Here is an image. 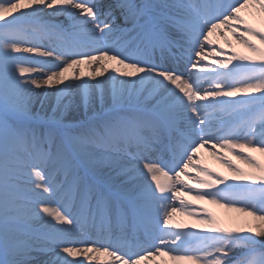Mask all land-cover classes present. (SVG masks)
Listing matches in <instances>:
<instances>
[{
	"label": "snow or ice",
	"instance_id": "6c2138e0",
	"mask_svg": "<svg viewBox=\"0 0 264 264\" xmlns=\"http://www.w3.org/2000/svg\"><path fill=\"white\" fill-rule=\"evenodd\" d=\"M0 264H264V0H0Z\"/></svg>",
	"mask_w": 264,
	"mask_h": 264
},
{
	"label": "bare ground",
	"instance_id": "6f19581e",
	"mask_svg": "<svg viewBox=\"0 0 264 264\" xmlns=\"http://www.w3.org/2000/svg\"><path fill=\"white\" fill-rule=\"evenodd\" d=\"M214 39H218V38H215V37H214ZM237 48H238L240 51H245V50L242 48V46H239V45H238ZM229 51H230V50H229ZM209 62H210V61H209ZM201 155H202V158H203V162L206 163L209 167L214 168L215 170L220 171V172H227V169L224 168L223 165H222L221 163L217 162V161L215 160V158H213L212 156H210L207 152H203V151H202ZM233 159H234V158H233ZM235 162L238 163V164L241 163V162L238 161V160L235 161ZM241 166L243 167L244 165L241 164ZM188 198L192 199V197H188ZM194 202H196V203H198V204H196V203H194ZM202 203H204V202L193 200V204H194V205H200V204H202ZM204 206H205V207H208V208H210V209H212L213 211L217 212L218 214H221V215H225V214H226V213L224 212V210L219 209V208H217V207L214 206V205L204 204ZM177 218L180 219V220L187 221L188 223H193V222H194L193 220H191V219H190L189 217H187V216H180V215H178Z\"/></svg>",
	"mask_w": 264,
	"mask_h": 264
}]
</instances>
